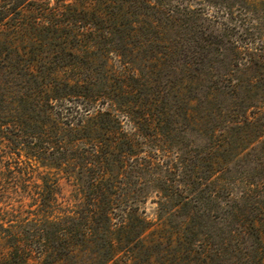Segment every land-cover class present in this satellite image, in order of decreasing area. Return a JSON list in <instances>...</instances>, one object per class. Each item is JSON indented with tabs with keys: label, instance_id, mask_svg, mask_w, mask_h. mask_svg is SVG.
<instances>
[{
	"label": "trees",
	"instance_id": "obj_1",
	"mask_svg": "<svg viewBox=\"0 0 264 264\" xmlns=\"http://www.w3.org/2000/svg\"><path fill=\"white\" fill-rule=\"evenodd\" d=\"M0 264H264V0H0Z\"/></svg>",
	"mask_w": 264,
	"mask_h": 264
},
{
	"label": "rangeland",
	"instance_id": "obj_2",
	"mask_svg": "<svg viewBox=\"0 0 264 264\" xmlns=\"http://www.w3.org/2000/svg\"><path fill=\"white\" fill-rule=\"evenodd\" d=\"M62 185H63V189H64L63 194L68 196L69 193H70V191H69L70 187L66 184L65 181L62 182ZM146 211H147L148 215H150V218L152 219V217L154 216V214H153L154 213L153 204L152 203H148L146 205Z\"/></svg>",
	"mask_w": 264,
	"mask_h": 264
}]
</instances>
